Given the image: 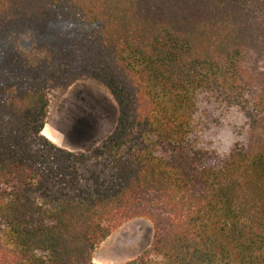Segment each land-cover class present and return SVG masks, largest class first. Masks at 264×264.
Returning a JSON list of instances; mask_svg holds the SVG:
<instances>
[{
    "label": "trees",
    "instance_id": "obj_1",
    "mask_svg": "<svg viewBox=\"0 0 264 264\" xmlns=\"http://www.w3.org/2000/svg\"><path fill=\"white\" fill-rule=\"evenodd\" d=\"M83 79L121 118L76 153L42 133ZM219 111L245 121L226 153ZM139 218L125 264H264V0H0V264H95Z\"/></svg>",
    "mask_w": 264,
    "mask_h": 264
},
{
    "label": "rangeland",
    "instance_id": "obj_2",
    "mask_svg": "<svg viewBox=\"0 0 264 264\" xmlns=\"http://www.w3.org/2000/svg\"><path fill=\"white\" fill-rule=\"evenodd\" d=\"M50 114L44 135L52 142L50 126L66 138L67 144L86 152L106 140L118 126L120 109L112 93L94 80L83 79L64 91H49ZM245 121L239 114L219 111L208 123L202 144L211 151L226 153L243 139ZM93 149V150H94ZM80 153V152H79ZM154 226L147 218L126 223L97 248L95 264H125L141 255L152 244Z\"/></svg>",
    "mask_w": 264,
    "mask_h": 264
},
{
    "label": "crops",
    "instance_id": "obj_3",
    "mask_svg": "<svg viewBox=\"0 0 264 264\" xmlns=\"http://www.w3.org/2000/svg\"><path fill=\"white\" fill-rule=\"evenodd\" d=\"M48 126V121H47V124L43 130V132L45 131L46 127ZM43 134V133H42ZM50 134L53 136V138L55 139L54 142H52L50 139H48L45 135V136L48 140H50L53 144H55L56 146H58L59 148H63L65 150H68V151H71V152H76V153H79V152H83L85 153L86 152V149H84L83 147H76L74 145H70V144H67V141H66V138L65 139H62V137L60 136L59 133H57L52 126H50ZM94 149V148H93ZM92 149V150H93ZM91 150V151H92Z\"/></svg>",
    "mask_w": 264,
    "mask_h": 264
}]
</instances>
